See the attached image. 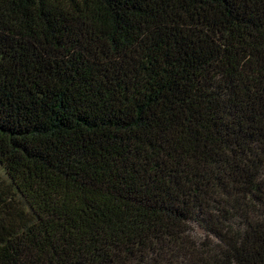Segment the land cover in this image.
Instances as JSON below:
<instances>
[{
  "label": "trees",
  "instance_id": "obj_1",
  "mask_svg": "<svg viewBox=\"0 0 264 264\" xmlns=\"http://www.w3.org/2000/svg\"><path fill=\"white\" fill-rule=\"evenodd\" d=\"M0 264H264V0H0Z\"/></svg>",
  "mask_w": 264,
  "mask_h": 264
}]
</instances>
